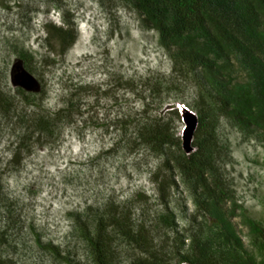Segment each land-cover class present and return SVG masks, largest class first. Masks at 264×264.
Here are the masks:
<instances>
[{"label":"rangeland","instance_id":"374dc122","mask_svg":"<svg viewBox=\"0 0 264 264\" xmlns=\"http://www.w3.org/2000/svg\"><path fill=\"white\" fill-rule=\"evenodd\" d=\"M61 10L74 15L79 38L57 64L30 72L41 81L50 112L64 107L75 86H82L77 92L85 93L81 112L68 115L72 124L65 123L55 143L42 139L30 153L23 150L16 163L14 153L27 132L23 121L35 109L21 103L12 86L11 68L18 59L12 45L38 56L50 51L58 56L60 42L46 25H62ZM170 72L157 34L143 28L123 0H0V85L15 96L9 111L0 104V230L8 236L0 244L16 264H65L40 246L37 234L83 262L79 220L91 225L109 206L128 211L135 223L155 227L164 211L158 178L171 176L159 171V158L136 142L135 127L145 118L165 121L181 141L185 124L179 111L163 110L178 102L192 108L193 90L172 80ZM222 131L230 146L227 177L237 199L258 216L263 211L264 141L229 123ZM204 140L197 141L196 132L197 148ZM173 193L183 195L191 212L184 187ZM171 203L179 210L175 199ZM154 237L173 256L167 232L154 230ZM117 254L120 261L142 256L125 243H119ZM167 261L183 263L180 256Z\"/></svg>","mask_w":264,"mask_h":264},{"label":"trees","instance_id":"16d2710c","mask_svg":"<svg viewBox=\"0 0 264 264\" xmlns=\"http://www.w3.org/2000/svg\"><path fill=\"white\" fill-rule=\"evenodd\" d=\"M123 1L139 15L143 28L157 34L171 62L170 78L193 90L191 107L198 111L200 122L197 141L205 140L188 156L168 122L145 118L135 127L136 142L159 158V171L171 176L170 180L158 178L164 211L155 227L135 223L128 211L122 214L118 206H109L91 225L79 220L83 262L53 242L43 243L40 234L37 242L65 264H168L174 256L192 264H264V198L258 216L237 199L227 177L230 146L222 131L229 123L247 137L264 141V0ZM61 12L62 25H46L60 42L58 56L52 57L53 51L38 56L25 46L12 45L34 74L36 66L57 64L79 38L74 15ZM75 89L67 104L54 112L44 106V89L38 94L15 89L21 103L35 112L23 121L27 132L20 138L14 162H20L21 152L30 153L42 139L52 145L65 123L72 124L68 115L81 112L85 94L77 93L82 86ZM14 99L0 85L4 111L13 107ZM181 186L193 204L191 212L183 195L173 193ZM174 199L179 210L171 203ZM154 230L167 232L173 256L163 252ZM7 238V230H0V240ZM119 243L136 248L142 256L120 261ZM5 250L0 244V264H16Z\"/></svg>","mask_w":264,"mask_h":264},{"label":"water","instance_id":"95a60500","mask_svg":"<svg viewBox=\"0 0 264 264\" xmlns=\"http://www.w3.org/2000/svg\"><path fill=\"white\" fill-rule=\"evenodd\" d=\"M10 77L14 89L20 88L32 94H38L42 91L41 81L26 68L22 59H17L13 63ZM171 110H178L182 117L185 127L180 133L181 146L186 155L191 156L199 150L194 145L195 135L200 125L198 112L181 102L168 104L163 113ZM174 264H179V262L176 261ZM181 264L192 263L183 262Z\"/></svg>","mask_w":264,"mask_h":264}]
</instances>
